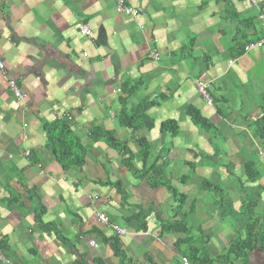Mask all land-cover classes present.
Wrapping results in <instances>:
<instances>
[{"label": "crops", "instance_id": "crops-1", "mask_svg": "<svg viewBox=\"0 0 264 264\" xmlns=\"http://www.w3.org/2000/svg\"><path fill=\"white\" fill-rule=\"evenodd\" d=\"M253 1L123 0L140 10L132 19L116 13L115 0H0V264H120L114 240L125 264H192V248L215 259L244 238L248 202L264 230V145L252 134L264 98V0ZM10 80L23 101L9 92ZM121 101L125 111L152 103L147 121L121 126ZM187 107L211 132L191 123ZM61 121L85 149L80 169L64 171L45 148L44 126ZM164 122L178 134L161 133ZM95 129L124 144L136 172L156 159L183 203L92 141ZM140 140L149 146L145 166ZM177 221L191 232L178 247L183 236L160 232ZM230 264H264V248Z\"/></svg>", "mask_w": 264, "mask_h": 264}, {"label": "trees", "instance_id": "trees-1", "mask_svg": "<svg viewBox=\"0 0 264 264\" xmlns=\"http://www.w3.org/2000/svg\"><path fill=\"white\" fill-rule=\"evenodd\" d=\"M243 22V21H240ZM122 106L124 101H121ZM152 103L146 101L140 102L138 105L125 111L123 106L118 115V122L121 126L126 128H135V124L139 121H147L144 113L146 109L151 106ZM186 115L189 117L191 123L200 131L211 132L213 129L212 125L203 119L199 113L192 107H187L185 109ZM253 136L256 140L261 141L264 145V98L261 101V105L258 107V113L255 117V120L252 122ZM46 142L45 148L51 151L54 155L56 162L59 166L67 171L72 168H82L85 164L86 152L85 149L80 144L79 140L72 134L69 126L64 122H54L49 125L44 126ZM161 133H167L170 136H176L178 134V128L173 122H164L160 125L159 128ZM90 138L92 141H103L108 147L117 151L121 157V162L126 167L137 175L140 178L146 179L149 186L152 188L155 187H165L171 192V195L177 199L179 205L184 201V196H177L176 193L169 187L168 183L162 182L164 179V167L162 165H157V160L155 159L149 167L146 169L143 168L141 172H136L131 167L132 156L126 150L123 143L115 141L109 133H102L99 130H92L90 133ZM139 144V153L137 157L145 166L148 157H149V146L145 141H138ZM245 174L247 182H254L256 176V167L253 161L246 163ZM182 180V179H181ZM183 182V181H182ZM204 187L212 188L209 184L202 183ZM255 203L248 202L245 206L243 214L249 221L248 225L245 227V236L244 238H238L229 245L228 253L225 256L217 257L215 259L208 258L202 248L196 249L192 248L191 251L186 253V258L192 264H213V263H222L227 262L228 264L233 261L244 260L247 254L259 246L261 249L264 248V230L261 228L259 230L258 222L260 217L254 215ZM180 218L183 215H179ZM261 227V225H260ZM161 233H171L179 234L183 236L182 240H177L175 246L178 247V244H184L189 242V239H186L187 235L191 232L186 229L183 221L174 222L171 224H162L160 227ZM111 248L114 252V255L120 260V264H125L128 262L125 255L120 251L117 241L114 240L111 244ZM96 264H99L96 263Z\"/></svg>", "mask_w": 264, "mask_h": 264}, {"label": "built area", "instance_id": "built-area-1", "mask_svg": "<svg viewBox=\"0 0 264 264\" xmlns=\"http://www.w3.org/2000/svg\"><path fill=\"white\" fill-rule=\"evenodd\" d=\"M252 4H254V1L253 0H250ZM115 11L116 13L120 14V15H123V16H126V17H129V18H136L139 14H140V10L139 9H134V8H129L127 6L124 5V2L123 0H115ZM258 19L260 20H263V17L260 15L258 17ZM262 29L264 31V22H263V25H262ZM77 30H78V33L90 40L91 39V33H90V30L88 29V27L82 23L78 24L77 25ZM260 44H262V42H256V43H251V44H248L246 45L244 48H243V52L246 53L254 48H256L257 46H259ZM150 57L153 59V60H157V55L155 53H152L150 55ZM232 62H229V65H231ZM0 71H3V64L2 62L0 61ZM8 90L9 92L11 93V95L14 97V99L18 100V101H23L24 100V95L21 93V91L19 90V88L17 87L16 83L13 81V80H10L8 81ZM206 85L204 84H199L197 86V91L198 93L204 97L206 99V102L208 105H210L211 101L206 98ZM116 93H120V90H117ZM96 220L99 224L101 225H104L106 226L107 225V219L104 215L102 214H96ZM115 232L120 233V231L113 227L112 228ZM89 246L90 247H93L95 248L96 245L94 242H90L89 243ZM0 259H1V256H0ZM181 263L182 264H188L187 260L185 258H182L181 259Z\"/></svg>", "mask_w": 264, "mask_h": 264}, {"label": "rangeland", "instance_id": "rangeland-1", "mask_svg": "<svg viewBox=\"0 0 264 264\" xmlns=\"http://www.w3.org/2000/svg\"><path fill=\"white\" fill-rule=\"evenodd\" d=\"M187 253V252H186Z\"/></svg>", "mask_w": 264, "mask_h": 264}]
</instances>
